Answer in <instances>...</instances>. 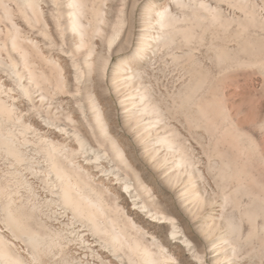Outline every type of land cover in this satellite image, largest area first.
I'll return each instance as SVG.
<instances>
[{
  "label": "rangeland",
  "instance_id": "obj_1",
  "mask_svg": "<svg viewBox=\"0 0 264 264\" xmlns=\"http://www.w3.org/2000/svg\"><path fill=\"white\" fill-rule=\"evenodd\" d=\"M77 2L79 50L69 0H39L30 18L16 0L3 1L10 15L0 4V250L12 260L0 264H136L133 241L163 264H264V0ZM139 116L150 134L132 124ZM49 145L103 200L100 230L60 199Z\"/></svg>",
  "mask_w": 264,
  "mask_h": 264
},
{
  "label": "bare ground",
  "instance_id": "obj_2",
  "mask_svg": "<svg viewBox=\"0 0 264 264\" xmlns=\"http://www.w3.org/2000/svg\"><path fill=\"white\" fill-rule=\"evenodd\" d=\"M4 0H0V4L4 6V3H3ZM18 3H19V7L22 11V14L23 16L25 15L26 17H28L27 15V12H30L32 14V16L34 17V12L38 13L40 11L39 9V0H16ZM68 1V0H67ZM77 0H69V3L70 6H74L72 8V10L70 11V17H69V27L70 29L74 32L75 34V42H74V47L76 50H79V49H82L85 45H86V40H85V32H84V28H83V25L82 22L80 21V17H79V9L77 7ZM2 7V6H1ZM8 7V5H7ZM4 6V9L6 10V12L10 15L12 14L9 10V8H7ZM4 11V10H3ZM5 12V11H4ZM41 13V12H39ZM5 14V13H4ZM6 15V14H5ZM8 15V16H9ZM165 17H166V10L162 9L158 12V17H157V22L160 26L163 27V25H165ZM30 18V17H28ZM32 18V17H31ZM14 27V26H13ZM12 27V28H13ZM17 28V27H16ZM15 28V29H16ZM10 30V29H9ZM119 31L120 29H117L115 30L109 37H108V47H111V45L114 43L115 39L117 38L118 34H119ZM96 32H100L101 33V29L98 28L96 29ZM95 32V33H96ZM11 34V33H10ZM1 45V44H0ZM9 48H6V44L4 43L3 44V47H5L4 49H6L7 53H9L10 51H13L16 49L17 47V44H16V41H15V38L12 37L11 40H10V43H9ZM2 46V45H1ZM138 46L141 47L140 44H138ZM2 47V48H3ZM21 47V46H20ZM139 47V49H140ZM143 49V48H142ZM23 50V49H22ZM20 52H22L20 50ZM27 53V52H25ZM91 53V50L89 49V54ZM10 58V57H9ZM109 60V57H105V64L106 62ZM89 62L88 58L86 59V62ZM126 63L127 62V59L125 60ZM1 62H4L1 60ZM0 62V63H1ZM5 63V62H4ZM24 63H25V59H24ZM28 64V63H26ZM25 64V66H26ZM24 65V64H23ZM8 66L12 69L16 79L18 80V84L20 85L21 89L25 92V93H28L27 91V85L23 82V77L20 75L19 71L16 70V64H15V61L13 59H10L9 63H8ZM27 68V67H26ZM122 74V73H121ZM62 76V75H61ZM78 77V76H77ZM114 78H117L116 76ZM121 79V78H120ZM28 82V81H27ZM114 82V81H113ZM30 83V82H29ZM136 90V89H135ZM134 91V90H133ZM133 93V92H132ZM143 94V92H141ZM140 94V93H139ZM139 96V95H138ZM141 96V95H140ZM43 97V96H42ZM44 98V97H43ZM140 97H138L139 99ZM41 99V98H40ZM142 99V97L140 98V100ZM144 99V98H143ZM131 100V99H129ZM40 101V100H39ZM133 101V100H132ZM1 102V101H0ZM143 102V101H142ZM132 103V102H131ZM146 103V102H145ZM133 104V103H132ZM144 104V103H142ZM150 104V103H149ZM148 104V105H149ZM143 106V105H142ZM152 107V106H150ZM142 108V111L141 113H146L149 111V107H147V105L144 104L143 107H140ZM139 109V108H138ZM152 109V108H151ZM130 111V110H129ZM139 111V110H138ZM138 111L136 113H138ZM213 111V110H212ZM131 112V111H130ZM151 112V111H150ZM133 113V112H132ZM149 113V112H148ZM147 113V114H148ZM134 114V113H133ZM146 114V115H147ZM130 116V113L128 114ZM139 115V114H137ZM144 115V114H142ZM133 116V115H132ZM134 117V116H133ZM141 117L142 116H139L138 118H134V122L132 123L134 126L136 125V128L138 131H142L141 133L142 134H148V130L150 128H152L153 126V122H148L147 124H142L140 121H141ZM151 119V118H150ZM128 120H131L128 118ZM153 120V119H152ZM128 122V121H127ZM140 122V123H139ZM143 122V121H142ZM159 123V121L157 122ZM156 123V124H157ZM132 125V126H133ZM158 125V124H157ZM135 128V129H136ZM155 128V127H153ZM157 128V127H156ZM155 128V129H156ZM101 130V129H100ZM104 129H102L103 131ZM152 130V129H151ZM150 130V132H151ZM157 130V129H156ZM157 132V131H156ZM155 132V133H156ZM150 134V133H149ZM153 134V133H152ZM166 134V133H165ZM76 136V139L78 141V145L80 148H82V150L86 147L87 144V141L84 137L81 136V134L77 133L74 135ZM148 136V135H146ZM141 137V136H140ZM150 137V136H149ZM158 137V136H157ZM160 137V136H159ZM149 138H147V140H142L144 141V143L142 144L143 145V148L145 150V153L148 155V157L150 159H153L155 158L154 156V153H155V149L153 146H155V143H149L147 142ZM151 139V137H150ZM224 139V138H223ZM239 139V138H238ZM155 140V139H153ZM160 142V144L162 145V148L164 147L165 150L164 151H172L173 148L175 147L172 143L173 141L172 140H169V138H167L166 136H162L160 137L159 139L157 138L156 142ZM172 141V142H171ZM110 142H112L110 140ZM51 144V143H50ZM157 146V145H156ZM48 147H50V153L47 154L48 158H49V161H50V165H51V168L53 169V171L55 172V175L57 176V178L59 179L60 183H61V188H60V199H62L63 203L66 204V205H69L73 211L79 215H83L89 219L92 220L93 222V225L94 227L97 229V230H100L101 229V224L96 220V214H103V203H102V199L98 196V194L96 195L95 193L93 194L92 191H86L85 192V189L80 186V184L76 181V179H73L70 175V173H68V171L63 167L61 166L59 163L57 164V161L55 159V157L53 156L52 154V151L54 152V150H56L57 148L54 146V145H49ZM160 147V146H158ZM156 148V147H155ZM159 148H157V151H158ZM48 150V149H47ZM118 150V149H117ZM119 151V150H118ZM257 151V150H256ZM14 152V151H13ZM119 155L118 154H115V156ZM175 155V154H174ZM238 155V154H237ZM167 156V155H166ZM181 157V156H180ZM73 158V155H71V159ZM125 158V157H124ZM236 158V157H235ZM159 159H164V155L163 156H159ZM155 160V159H154ZM173 160V159H172ZM236 160V159H235ZM185 161V160H184ZM71 162V161H69ZM182 159H175V163L173 165V175L175 178H178L179 176H181V174H184V172L182 173V169H180L181 167L183 168V166L185 165L184 162H183V165H182ZM185 169V168H184ZM190 172V171H188ZM188 174V173H187ZM237 175V173H236ZM190 177V176H188ZM252 181V180H251ZM256 182V181H255ZM254 182V183H255ZM186 183V181H185ZM253 183V182H252ZM257 184V183H256ZM187 185V184H185ZM188 186V185H187ZM190 186V185H189ZM188 186V187H189ZM241 186V184L239 185ZM131 185L130 184H127L125 183V188L129 191L131 189ZM187 187V188H188ZM242 187V186H241ZM183 188H186V187H183ZM132 190V189H131ZM186 190V189H185ZM240 190V189H239ZM187 191V190H186ZM190 191V190H189ZM184 193V192H183ZM236 194V193H235ZM138 196V194H137ZM185 198L187 199H192L193 202H196V203H199L202 199L200 198V195L196 192H194L193 194L191 193H188V191L186 192L185 194ZM201 204V202H200ZM106 206V205H105ZM141 207L143 209H147L149 212H151L148 208V206L142 202L141 204ZM153 216L156 215V213H152ZM106 231V230H105ZM172 233H175V231L173 230ZM123 239H125L123 233H120V231L116 232V233H112L111 235V243L115 244L116 242L118 243V241H122ZM130 240V239H129ZM133 241V240H132ZM124 242V241H123ZM134 242V241H133ZM130 243L129 244V247L132 251L134 252H137L139 250L142 249V253L140 252V255L139 257H137V261H135L136 264H163L157 257H155L153 255V253H151L148 249H145V248H141L140 245L138 243ZM125 243V242H124ZM112 245V244H111ZM116 245V244H115ZM128 245V244H127ZM117 249V248H116ZM115 249V250H116ZM159 257V256H158ZM0 258L3 260V262H6V263H9L11 260V258L9 257V255L6 253V251H1L0 250ZM136 260V259H135ZM17 261V260H16ZM18 264V263H17Z\"/></svg>",
  "mask_w": 264,
  "mask_h": 264
}]
</instances>
